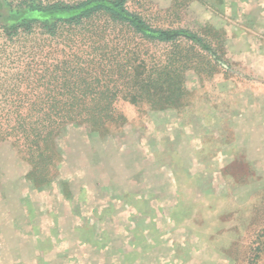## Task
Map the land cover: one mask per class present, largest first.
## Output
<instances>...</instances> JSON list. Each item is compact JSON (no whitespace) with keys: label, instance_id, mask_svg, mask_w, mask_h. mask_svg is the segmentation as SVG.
I'll use <instances>...</instances> for the list:
<instances>
[{"label":"rangeland","instance_id":"obj_1","mask_svg":"<svg viewBox=\"0 0 264 264\" xmlns=\"http://www.w3.org/2000/svg\"><path fill=\"white\" fill-rule=\"evenodd\" d=\"M25 1L0 0V106L33 44L12 27L85 0H32L55 14ZM124 6L201 36L216 70L189 73L171 107L123 102L104 130L66 126L45 168L0 141V264H264V0Z\"/></svg>","mask_w":264,"mask_h":264},{"label":"trees","instance_id":"obj_2","mask_svg":"<svg viewBox=\"0 0 264 264\" xmlns=\"http://www.w3.org/2000/svg\"><path fill=\"white\" fill-rule=\"evenodd\" d=\"M126 1L85 0L65 7L67 18L12 27L9 39L34 36L9 85L8 105L0 106V141L14 144L33 168H45L52 156L46 152L66 126L104 130L121 118L116 108L123 102L171 107L187 91L189 73L216 70L201 36L151 27L126 9ZM23 5L59 12L57 5L32 0Z\"/></svg>","mask_w":264,"mask_h":264}]
</instances>
